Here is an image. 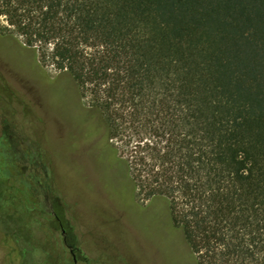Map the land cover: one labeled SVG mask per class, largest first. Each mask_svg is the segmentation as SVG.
I'll list each match as a JSON object with an SVG mask.
<instances>
[{
  "label": "trees",
  "instance_id": "obj_1",
  "mask_svg": "<svg viewBox=\"0 0 264 264\" xmlns=\"http://www.w3.org/2000/svg\"><path fill=\"white\" fill-rule=\"evenodd\" d=\"M0 35L88 100L135 194L165 202L181 264H264V0H0ZM28 148L42 188L0 151V233L21 264H73Z\"/></svg>",
  "mask_w": 264,
  "mask_h": 264
},
{
  "label": "rangeland",
  "instance_id": "obj_2",
  "mask_svg": "<svg viewBox=\"0 0 264 264\" xmlns=\"http://www.w3.org/2000/svg\"><path fill=\"white\" fill-rule=\"evenodd\" d=\"M0 54V137L6 124L25 141L22 150L29 143L40 149L48 170L49 210L59 220L52 217L55 225L46 224L45 230L59 243L64 239L66 260L73 262L71 248L73 264L189 261L165 202L135 194L76 86L51 67L40 66L37 53L19 39L0 35ZM22 166L8 170L14 177ZM20 262L13 243L0 233V264Z\"/></svg>",
  "mask_w": 264,
  "mask_h": 264
},
{
  "label": "flooded vegetation",
  "instance_id": "obj_3",
  "mask_svg": "<svg viewBox=\"0 0 264 264\" xmlns=\"http://www.w3.org/2000/svg\"><path fill=\"white\" fill-rule=\"evenodd\" d=\"M21 141L20 137L15 134V132L9 128L8 125L3 126L2 134L0 137V151L1 154L5 158H14V162L16 164H22L21 171L16 170V176L20 177L22 174L28 175L30 178L33 179L36 187L42 188L38 181V176L36 175V163L33 161V156L30 153V150L27 152H23L21 149ZM29 149V148H28ZM16 164L14 165L16 167ZM29 172V174H26ZM45 201L47 203L48 195L47 193L44 194ZM63 238H65V232L62 230ZM70 252L72 254V259L74 263H76V258L72 253V249L70 248Z\"/></svg>",
  "mask_w": 264,
  "mask_h": 264
},
{
  "label": "bare ground",
  "instance_id": "obj_4",
  "mask_svg": "<svg viewBox=\"0 0 264 264\" xmlns=\"http://www.w3.org/2000/svg\"><path fill=\"white\" fill-rule=\"evenodd\" d=\"M1 55V54H0ZM2 61V60H1ZM3 64V63H2ZM5 67V66H4ZM14 77V76H13ZM20 83V82H19ZM23 85V84H22ZM34 98H36V97H34ZM37 100V99H36ZM115 202V201H114ZM120 206V205H119ZM129 208V207H128ZM122 210V209H121ZM126 214V213H125ZM134 215V214H133ZM140 219V218H139ZM140 220H142V219H140ZM133 221V220H132ZM139 224V223H138ZM123 225V224H122ZM148 225V224H147ZM154 226V225H153ZM122 227V226H121ZM156 227V226H155ZM139 228V227H138ZM148 229V228H147ZM154 229V228H153ZM135 230V229H134ZM152 231H154V230H152ZM151 233V232H150ZM155 236V235H154ZM149 242V241H148ZM156 243V242H155ZM159 243V242H158ZM170 253V252H169Z\"/></svg>",
  "mask_w": 264,
  "mask_h": 264
}]
</instances>
